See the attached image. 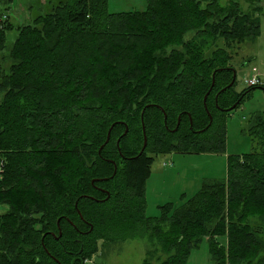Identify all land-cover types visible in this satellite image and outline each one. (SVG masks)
Listing matches in <instances>:
<instances>
[{
    "label": "trees",
    "instance_id": "1",
    "mask_svg": "<svg viewBox=\"0 0 264 264\" xmlns=\"http://www.w3.org/2000/svg\"><path fill=\"white\" fill-rule=\"evenodd\" d=\"M260 15L264 0H148L121 13L59 0L19 27L0 68V264H85L100 241L138 238L154 246L143 264L159 252V264H188L204 240L213 264H264V113L227 180L161 218L145 196L156 157L223 152L226 120L261 87L234 91L229 64L259 38ZM12 29L0 20V51Z\"/></svg>",
    "mask_w": 264,
    "mask_h": 264
},
{
    "label": "rangeland",
    "instance_id": "2",
    "mask_svg": "<svg viewBox=\"0 0 264 264\" xmlns=\"http://www.w3.org/2000/svg\"><path fill=\"white\" fill-rule=\"evenodd\" d=\"M46 0H0L1 21H8L13 29L8 32L5 49L0 51V68L7 71L11 66L8 50L18 36V28L32 24L39 15L47 14L57 1ZM112 13L144 11L148 0H107ZM246 10V3L242 2ZM261 33L256 42H245L233 53L229 64L237 70V81L234 91L242 92L248 88L247 79L258 77L261 89H253L251 96L234 111L225 122L226 146L222 153L212 154H169L155 158L152 172L146 185V214L148 217L161 218L164 215L162 207L174 202L179 203L182 196L192 198L197 195L204 183L224 182L228 177L229 160L233 156L247 154L254 150L255 144L249 133L252 115L264 113V15H260ZM192 34H188L189 38ZM1 98V97H0ZM1 173V157H0ZM1 178V174H0ZM122 183V182H121ZM126 197L132 198L130 195ZM2 213V206H0ZM154 246L146 238L126 240L119 244L106 246L99 242V250L92 260L85 264H143L147 252ZM166 255L158 253L150 260L159 264ZM188 264H213L204 240L199 249L195 250Z\"/></svg>",
    "mask_w": 264,
    "mask_h": 264
},
{
    "label": "water",
    "instance_id": "3",
    "mask_svg": "<svg viewBox=\"0 0 264 264\" xmlns=\"http://www.w3.org/2000/svg\"><path fill=\"white\" fill-rule=\"evenodd\" d=\"M235 79H236V74H235V76H234V80H233V82L228 86V88H230L231 86H233V84H234V82H235ZM214 84H215V74H214V78H213L212 88H213ZM228 88L223 89L221 92L226 91ZM260 89H261V88H260ZM211 91H212V89H210V92H211ZM210 92L205 96V99H204V103H205V105H206L207 98H208ZM237 106H238V104H235V105H234L231 109H229V110H233V109L236 108ZM165 117H166V116H165ZM209 117H210V120H211V123H212V117H211L210 113H209ZM178 124H179V123H178ZM112 129H113V127H111V129L109 130L107 140H106L105 144L100 148L99 153H101V151H102V149L104 148V146L109 142L110 137H111V131H112ZM127 133H128V128H127V130H126V132H125V135H126ZM147 144H148V139H147V135H146V130H145V128H144V145H143V149H142L140 155H142V154L144 153V151L146 150V148H147ZM116 172H117V168L115 167V173H114V174H116Z\"/></svg>",
    "mask_w": 264,
    "mask_h": 264
},
{
    "label": "built area",
    "instance_id": "4",
    "mask_svg": "<svg viewBox=\"0 0 264 264\" xmlns=\"http://www.w3.org/2000/svg\"><path fill=\"white\" fill-rule=\"evenodd\" d=\"M245 83L248 85V87L257 86L260 84V79L256 76L253 79H247ZM0 216H1V209H0Z\"/></svg>",
    "mask_w": 264,
    "mask_h": 264
},
{
    "label": "crops",
    "instance_id": "5",
    "mask_svg": "<svg viewBox=\"0 0 264 264\" xmlns=\"http://www.w3.org/2000/svg\"><path fill=\"white\" fill-rule=\"evenodd\" d=\"M46 0H41V3L43 4ZM52 1H57V0H51L50 3L52 4ZM59 1V0H58ZM57 1V2H58ZM45 4V3H44Z\"/></svg>",
    "mask_w": 264,
    "mask_h": 264
}]
</instances>
